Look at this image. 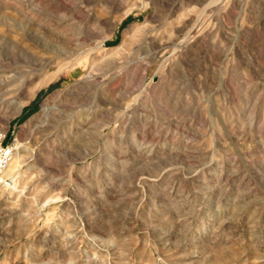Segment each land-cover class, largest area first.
I'll list each match as a JSON object with an SVG mask.
<instances>
[{"label": "rangeland", "instance_id": "1", "mask_svg": "<svg viewBox=\"0 0 264 264\" xmlns=\"http://www.w3.org/2000/svg\"><path fill=\"white\" fill-rule=\"evenodd\" d=\"M0 127V264H264V0H0Z\"/></svg>", "mask_w": 264, "mask_h": 264}, {"label": "built area", "instance_id": "2", "mask_svg": "<svg viewBox=\"0 0 264 264\" xmlns=\"http://www.w3.org/2000/svg\"><path fill=\"white\" fill-rule=\"evenodd\" d=\"M16 140L13 130L0 127V194L13 184L8 168L15 154Z\"/></svg>", "mask_w": 264, "mask_h": 264}, {"label": "bare ground", "instance_id": "3", "mask_svg": "<svg viewBox=\"0 0 264 264\" xmlns=\"http://www.w3.org/2000/svg\"><path fill=\"white\" fill-rule=\"evenodd\" d=\"M66 38V37H65ZM62 46V45H61ZM60 46V47H61ZM58 52H59V55L60 56H65V57H69V56H71L72 54H74V53H72V51H69V50H67L66 48H58ZM59 56V57H60ZM50 59V58H49ZM49 61V60H48ZM12 162V161H11ZM14 162V161H13ZM11 164V163H10ZM10 166V165H9Z\"/></svg>", "mask_w": 264, "mask_h": 264}]
</instances>
